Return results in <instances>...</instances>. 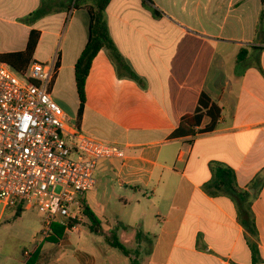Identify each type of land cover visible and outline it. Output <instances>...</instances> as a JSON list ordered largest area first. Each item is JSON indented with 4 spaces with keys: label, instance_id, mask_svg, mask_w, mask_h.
<instances>
[{
    "label": "crops",
    "instance_id": "1",
    "mask_svg": "<svg viewBox=\"0 0 264 264\" xmlns=\"http://www.w3.org/2000/svg\"><path fill=\"white\" fill-rule=\"evenodd\" d=\"M151 1L108 6L110 36L126 68L107 50L99 53L81 122L75 69L89 39L87 9H73L72 0H0V54L25 51L32 30L41 32L34 62L59 52L54 100L82 132L125 151L124 159L100 162L97 181L117 183V227L141 236L139 248L147 243L142 264H264L262 0ZM42 2L52 14L24 23ZM64 85L76 93L73 104L55 94ZM203 96L222 111L216 129L172 139ZM211 123L206 116L197 131ZM219 168L232 172L231 187L214 184ZM98 187L87 205L100 218ZM39 243L35 252L46 257L58 244Z\"/></svg>",
    "mask_w": 264,
    "mask_h": 264
},
{
    "label": "built area",
    "instance_id": "2",
    "mask_svg": "<svg viewBox=\"0 0 264 264\" xmlns=\"http://www.w3.org/2000/svg\"><path fill=\"white\" fill-rule=\"evenodd\" d=\"M59 65V52L23 72L0 62V221L32 205L44 242L58 226L77 230L86 217L83 198L97 191L100 162L125 158L124 149L82 132L54 100Z\"/></svg>",
    "mask_w": 264,
    "mask_h": 264
},
{
    "label": "rangeland",
    "instance_id": "3",
    "mask_svg": "<svg viewBox=\"0 0 264 264\" xmlns=\"http://www.w3.org/2000/svg\"><path fill=\"white\" fill-rule=\"evenodd\" d=\"M61 45L62 42L59 47ZM44 49L46 50V46ZM55 94L66 98L70 104H73L72 99L75 101L76 97V93H72L66 85L62 89H57ZM96 178L98 180V173ZM117 186L116 182L106 183L104 180L98 187L100 191L97 194V203L100 204V208L95 210L101 220L100 233L92 231V221L85 217L78 226V231H67L59 245L54 244L53 251L46 257V264H131L134 257H125L120 250L111 248L107 241L117 228L115 214L122 209L117 202L122 195ZM88 196L87 194L83 198L85 203ZM23 209L20 217H17V211L13 209L0 221V264H26L25 253H34L40 246L42 220L39 210L32 205H24ZM120 213L122 214V211ZM118 237L133 254L141 253V263L147 261L149 256L147 252L150 248L146 242L143 243L145 244L143 248H139L140 239L133 232L120 231ZM45 245L47 246V243Z\"/></svg>",
    "mask_w": 264,
    "mask_h": 264
},
{
    "label": "trees",
    "instance_id": "4",
    "mask_svg": "<svg viewBox=\"0 0 264 264\" xmlns=\"http://www.w3.org/2000/svg\"><path fill=\"white\" fill-rule=\"evenodd\" d=\"M147 2L152 3L151 0H146ZM112 0H93V3L88 5L83 0H72V8L79 9L85 8L88 10L90 15V28H89V39L87 46L81 55L75 69V78H76V87L80 100V109L77 114V121L81 122L84 115L85 105H86V83L90 75L92 65L94 60L103 50H107L114 61L121 68H126L124 59L118 52L109 32L108 24L106 21V10ZM264 6V0H262ZM52 14L48 5L43 3L37 11L32 13L29 17L24 20V23L28 25L35 24L36 22L44 19L48 15ZM157 16V12H155ZM262 21L264 22V13L262 16ZM264 31V25H263ZM41 40V32L37 30H32L30 33L28 45L25 51L17 53H8L0 54V62L7 64L13 70L17 72L25 71L28 66L34 62V57L36 55L38 46ZM247 56V51H242L238 58L239 62L245 60ZM128 68V67H127ZM131 72L132 78H136L134 73ZM222 111L219 107L212 105L210 99L207 96H203L199 102L197 110L188 116H185L179 128L173 133L172 139H182V138H195L198 134H205L213 132L220 120ZM206 116H209L212 119L211 125L204 131L200 130L202 122ZM232 172L219 168L216 174L214 184H217V187L222 189H227L232 186L231 184ZM85 216L92 221V231L95 233H100L101 221L99 218L90 210L87 203H85ZM24 209H17V217H20ZM128 230L127 227H117L114 233L107 238L108 244L111 248L120 250V252L125 257H134L131 260V264H142L140 262V253L137 252L133 254L127 247L120 241L118 237V232L121 230ZM56 235L50 238L48 241L59 243L66 233V229L62 227L55 228ZM141 240V236L138 237ZM46 256L41 255L40 250H37L34 253H29L27 257L26 264H45Z\"/></svg>",
    "mask_w": 264,
    "mask_h": 264
}]
</instances>
